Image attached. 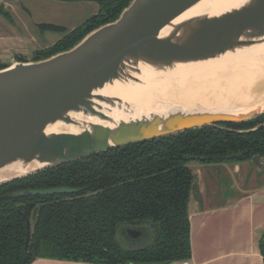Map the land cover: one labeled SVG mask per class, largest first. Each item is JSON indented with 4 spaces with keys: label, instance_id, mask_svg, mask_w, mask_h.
Returning <instances> with one entry per match:
<instances>
[{
    "label": "water",
    "instance_id": "1",
    "mask_svg": "<svg viewBox=\"0 0 264 264\" xmlns=\"http://www.w3.org/2000/svg\"><path fill=\"white\" fill-rule=\"evenodd\" d=\"M2 64L0 184L128 144L202 127L225 130L222 124L263 115L264 100L185 108L167 97L201 77L264 67V0H130L69 49ZM251 161L262 166L258 155ZM81 190L22 189L9 196Z\"/></svg>",
    "mask_w": 264,
    "mask_h": 264
},
{
    "label": "trees",
    "instance_id": "2",
    "mask_svg": "<svg viewBox=\"0 0 264 264\" xmlns=\"http://www.w3.org/2000/svg\"><path fill=\"white\" fill-rule=\"evenodd\" d=\"M63 1H93L98 12L70 31L54 24H38L40 30L65 34L53 45L35 51L32 60L69 49L92 29L114 20L130 2ZM0 14L9 16L1 4ZM4 66L0 63V68ZM222 125L225 130L190 129L0 184V264H22L23 257V264L38 258L93 264L188 260V202L195 177L187 163L241 162L264 156V114ZM54 187L82 190L9 196L16 190ZM26 218L30 220V239L25 250ZM128 230L139 231L140 235L132 237ZM143 235L147 242L140 241ZM259 247L261 250V242Z\"/></svg>",
    "mask_w": 264,
    "mask_h": 264
},
{
    "label": "crops",
    "instance_id": "3",
    "mask_svg": "<svg viewBox=\"0 0 264 264\" xmlns=\"http://www.w3.org/2000/svg\"><path fill=\"white\" fill-rule=\"evenodd\" d=\"M0 1L9 14L8 17L0 14V63L16 60L17 56L31 58L35 49L49 46L63 36V33L53 34L51 42H45V31L38 24L49 23L71 30L98 12L93 1ZM205 164L229 168L228 163ZM251 168L248 162L234 164L232 171L238 181L234 182L233 190L222 195L209 175L212 171L196 167L194 198L191 201L190 194L188 202L189 264H263L259 245L264 233V175L258 176L259 169ZM244 179L248 181L244 183ZM30 264L93 263L38 258Z\"/></svg>",
    "mask_w": 264,
    "mask_h": 264
},
{
    "label": "bare ground",
    "instance_id": "4",
    "mask_svg": "<svg viewBox=\"0 0 264 264\" xmlns=\"http://www.w3.org/2000/svg\"><path fill=\"white\" fill-rule=\"evenodd\" d=\"M167 100L185 108L247 107L264 100V67L231 69L183 84Z\"/></svg>",
    "mask_w": 264,
    "mask_h": 264
},
{
    "label": "rangeland",
    "instance_id": "5",
    "mask_svg": "<svg viewBox=\"0 0 264 264\" xmlns=\"http://www.w3.org/2000/svg\"><path fill=\"white\" fill-rule=\"evenodd\" d=\"M53 34H60V32H49V31H45V42H51V39L53 38ZM21 58L23 59H31V58H27L25 56H21ZM262 163H263V167L261 169H259V173L258 176L260 175H264V157L262 159ZM248 164H250V167L253 168V166H251V163L248 162ZM208 165H213V166H208ZM205 164L199 161H195L192 160L190 162L187 163V166L191 169V171L196 174V167L197 166H202L205 167L206 169H208L209 171H212V174L209 172V175H211L210 177L214 178V184L218 187L219 189V193L223 195V193L225 191L230 192L231 190H233V185L234 182H237V176L233 174V166L234 163L233 162H229L228 164H226L227 167L229 168H218L219 166L216 164ZM241 165V164H238ZM243 172L241 171L240 174H242ZM194 195L191 191V201L193 200ZM193 204L192 206H190V209L192 210ZM138 238V237H137ZM140 241L141 242H147V237H145L144 235L142 237H140Z\"/></svg>",
    "mask_w": 264,
    "mask_h": 264
},
{
    "label": "flooded vegetation",
    "instance_id": "6",
    "mask_svg": "<svg viewBox=\"0 0 264 264\" xmlns=\"http://www.w3.org/2000/svg\"><path fill=\"white\" fill-rule=\"evenodd\" d=\"M0 4L2 5V3H1V1H0ZM3 7V6H2ZM3 9H4V7H3ZM5 10V9H4ZM6 11V10H5ZM66 30V29H65ZM72 30V29H71ZM42 31H50V30H42ZM67 31H70V30H67ZM52 32H60V31H52ZM60 33H63V35L65 34L64 32H60ZM62 38V37H61ZM59 40V39H58ZM57 40V41H58ZM55 43V42H54ZM53 43V44H54ZM53 44H51V45H53ZM51 45H49V46H51ZM49 46H46V47H44V48H40V49H35L33 52H32V54H31V58L33 57V55H34V52L35 51H37V50H41V49H45V48H47V47H49ZM17 57H19V56H17ZM254 157V156H253ZM252 157V158H253ZM260 157V156H259ZM264 157V156H263ZM263 157H260V163H262V159L261 158H263ZM251 158V159H252ZM251 159L250 160H246V161H241V162H233L234 164H241V163H243V162H250L251 163V166H253V168L255 167V169L256 168H258L252 161H251ZM222 163H229V162H222ZM221 164V163H220ZM248 165H250V164H248ZM263 167V163H262V166L260 167V168H258V169H261ZM252 169V168H251ZM242 175V174H241ZM247 182L248 180L247 179H244L243 180V182ZM244 182V183H245ZM263 235H264V233H263ZM263 235H262V237H263Z\"/></svg>",
    "mask_w": 264,
    "mask_h": 264
},
{
    "label": "built area",
    "instance_id": "7",
    "mask_svg": "<svg viewBox=\"0 0 264 264\" xmlns=\"http://www.w3.org/2000/svg\"><path fill=\"white\" fill-rule=\"evenodd\" d=\"M182 264H189L187 260L182 261Z\"/></svg>",
    "mask_w": 264,
    "mask_h": 264
}]
</instances>
